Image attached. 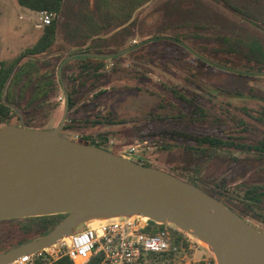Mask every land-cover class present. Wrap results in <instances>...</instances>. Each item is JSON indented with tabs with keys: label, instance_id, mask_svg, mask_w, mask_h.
Masks as SVG:
<instances>
[{
	"label": "rangeland",
	"instance_id": "rangeland-1",
	"mask_svg": "<svg viewBox=\"0 0 264 264\" xmlns=\"http://www.w3.org/2000/svg\"><path fill=\"white\" fill-rule=\"evenodd\" d=\"M174 1L66 0L64 14L57 15L56 20L88 21L90 17L84 13L91 14V24L87 22L90 28H81V34L75 36L68 34L62 41L65 46L76 47L68 56L81 52L113 54L154 37L174 38L197 52L167 29L174 19L159 10ZM204 3L199 8L203 16L209 15L210 24L230 25L238 37L241 31L235 25H244L264 47L263 21L250 23L215 0ZM0 5V63L9 66L20 59L14 57L26 42L24 34L27 38L31 35L32 25L25 11L17 9L16 0H0ZM167 41L172 42L162 39L147 43L99 67L71 60L64 64L61 80L58 70L67 58L61 52L67 48L56 42L50 56H39L49 62L41 71L54 74V91L33 104L38 106V113L30 115L27 110L15 108L0 126L55 130L64 114L67 88L79 103L71 112L69 109L62 136L93 141L125 159L192 183L264 234V152L255 150L257 144L264 143V77L203 66L187 48ZM193 44L212 46L200 38ZM28 59L21 58L15 68ZM19 89L14 96L25 107L30 95L20 99ZM42 110L47 112L44 117L39 113ZM204 138L222 143L216 146L201 142ZM64 218L58 215L0 221V253L46 234ZM103 221L108 220L88 222L77 230ZM191 240L193 264L215 260L207 245L195 237Z\"/></svg>",
	"mask_w": 264,
	"mask_h": 264
},
{
	"label": "water",
	"instance_id": "water-1",
	"mask_svg": "<svg viewBox=\"0 0 264 264\" xmlns=\"http://www.w3.org/2000/svg\"><path fill=\"white\" fill-rule=\"evenodd\" d=\"M162 39L184 46L211 66L264 77V72L221 66L174 38L154 37L113 54H72L61 63L59 80L71 60H112ZM64 94V114L55 130L0 126V221L65 215L43 236L0 253V264L48 248L88 222L133 216L171 224L206 243L217 264H264V234L200 187L62 136L70 108V96Z\"/></svg>",
	"mask_w": 264,
	"mask_h": 264
},
{
	"label": "trees",
	"instance_id": "trees-1",
	"mask_svg": "<svg viewBox=\"0 0 264 264\" xmlns=\"http://www.w3.org/2000/svg\"><path fill=\"white\" fill-rule=\"evenodd\" d=\"M17 3L26 9L37 12H52L57 15L63 12L66 0H16ZM226 6L231 12L237 14L248 22H264V0H215ZM204 0H175L165 4L161 10L163 15L174 19L168 24L170 29L178 39H181L202 54L203 56L218 62L222 65L248 71H264V47L254 36V33L248 32L246 26L235 25L239 31V37L235 35V31L230 25L216 26L208 22V14L203 16L204 11L200 10V6ZM205 4V3H204ZM177 18V19H176ZM264 25V24H263ZM58 20H54L45 27L43 36L35 44L34 47L27 50L21 58L29 57L28 62L20 64L16 69L18 59L14 64L5 66L0 63V122L10 118L14 109H22L29 111L30 115L38 113V106L33 104L38 102L42 97H47L49 93L54 91L55 76L50 72H42L41 68L48 66L49 62L43 61L39 56L51 55V50L57 39ZM241 33L242 36H241ZM202 39L210 41L209 45H195L194 40ZM169 44L177 45L167 41ZM124 45V43H123ZM122 45V46H123ZM121 46V47H122ZM119 47V48H121ZM101 53V52H99ZM118 58H115L117 60ZM203 66H210L208 63L196 58ZM76 60V59H74ZM73 60V61H74ZM84 64H97L102 66L105 59L94 58H77ZM64 69V68H63ZM41 71V72H40ZM64 71V70H63ZM63 74V72H62ZM241 78L246 77L234 74ZM63 83V82H62ZM21 85V86H20ZM64 86V84H63ZM20 88L21 99L24 95L29 94L27 106L23 107L20 102L15 99V90ZM27 89V90H26ZM26 90V92H25ZM70 96V112L78 105L73 93L66 88ZM23 93V94H22ZM77 94V92H75ZM28 99V97H27ZM31 103V105L29 104ZM40 115H47V112L39 111ZM28 115V114H27ZM41 115V116H42ZM21 118L18 120L20 121ZM100 124L101 122H96ZM91 145L101 147V145L87 140ZM201 142L220 145L222 142L211 138H204ZM255 150L264 152V143L257 144ZM150 166V165H146ZM208 192V191H206ZM208 194L212 195L208 192ZM213 196V195H212ZM58 216V215H57ZM65 216V215H64ZM55 217V216H53ZM55 226V225H54ZM42 236V235H41ZM32 240V239H31ZM25 242L19 243V245ZM214 263V260H212ZM57 264H72L68 259H63Z\"/></svg>",
	"mask_w": 264,
	"mask_h": 264
},
{
	"label": "built area",
	"instance_id": "built-area-1",
	"mask_svg": "<svg viewBox=\"0 0 264 264\" xmlns=\"http://www.w3.org/2000/svg\"><path fill=\"white\" fill-rule=\"evenodd\" d=\"M57 14L40 12L37 27L45 28ZM73 140H81L79 137ZM133 150H130L132 153ZM77 230L58 243L24 255L9 264H193V236L171 224L147 217L107 219ZM207 264H216L212 261Z\"/></svg>",
	"mask_w": 264,
	"mask_h": 264
},
{
	"label": "crops",
	"instance_id": "crops-1",
	"mask_svg": "<svg viewBox=\"0 0 264 264\" xmlns=\"http://www.w3.org/2000/svg\"><path fill=\"white\" fill-rule=\"evenodd\" d=\"M0 7H1V5H0ZM16 7H17V9L19 11H25L26 15L28 16L27 17V21L32 25L31 35H29V37L27 38V37H25L27 35V33L24 34V38H26L24 40H26V42L24 44H22L18 48V50H17L18 55L14 57L15 59H18V58H21L22 56H24V54H25V52L27 50H29V49H31L32 47L35 46V44L43 36L45 28H39V27H37V20H38V18L40 16V12L31 11L29 9H26L24 7H21L19 4ZM1 9H3V8H1ZM64 11H65V9L61 13V16L64 14ZM78 11H81L82 12L83 10L81 8H79ZM84 15L86 17L87 16L90 17V19L88 21H83V20H76V18L75 19L74 18H71V19H63L62 18V20L58 22L56 42L63 44L62 41H65L66 40L65 38L68 37V34H70L71 36L72 35L75 36L76 34H79V33L81 34V32H80L81 31L80 30L81 28H87V27L90 28V24H91L90 22H91V18H92L90 16L91 14H88L87 12H85ZM0 16H1V14H0ZM25 18H26L25 17V14L22 13L20 15V19L24 21V20H26ZM87 22L90 23V24H88ZM63 45L65 46V42H64ZM65 47L67 49L64 50L61 53H65L67 57H68L69 53L72 50H75L76 49V47L73 44L68 45V46L66 45ZM61 53H57V55H60ZM62 86H63V84H62Z\"/></svg>",
	"mask_w": 264,
	"mask_h": 264
},
{
	"label": "flooded vegetation",
	"instance_id": "flooded-vegetation-1",
	"mask_svg": "<svg viewBox=\"0 0 264 264\" xmlns=\"http://www.w3.org/2000/svg\"><path fill=\"white\" fill-rule=\"evenodd\" d=\"M204 190V189H203ZM205 192H206V190H204ZM208 193V192H207ZM215 197V196H214ZM216 198V197H215ZM53 229V228H52ZM48 233V232H47ZM42 236H43V234H42ZM39 237H41V235H39L37 238H39ZM37 238H34V239H37ZM34 239H32V240H34Z\"/></svg>",
	"mask_w": 264,
	"mask_h": 264
},
{
	"label": "bare ground",
	"instance_id": "bare-ground-1",
	"mask_svg": "<svg viewBox=\"0 0 264 264\" xmlns=\"http://www.w3.org/2000/svg\"><path fill=\"white\" fill-rule=\"evenodd\" d=\"M203 244L207 245L206 243L203 242Z\"/></svg>",
	"mask_w": 264,
	"mask_h": 264
}]
</instances>
